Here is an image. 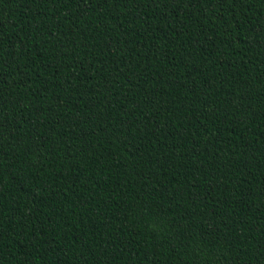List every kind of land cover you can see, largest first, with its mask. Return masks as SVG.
Returning a JSON list of instances; mask_svg holds the SVG:
<instances>
[{
    "label": "trees",
    "instance_id": "obj_1",
    "mask_svg": "<svg viewBox=\"0 0 264 264\" xmlns=\"http://www.w3.org/2000/svg\"><path fill=\"white\" fill-rule=\"evenodd\" d=\"M0 264H264V0H0Z\"/></svg>",
    "mask_w": 264,
    "mask_h": 264
}]
</instances>
